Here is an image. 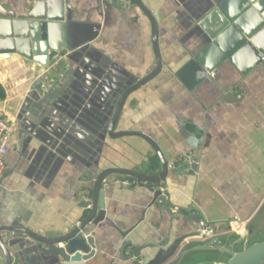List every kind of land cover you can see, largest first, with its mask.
Segmentation results:
<instances>
[{
    "label": "crops",
    "instance_id": "0c3cea01",
    "mask_svg": "<svg viewBox=\"0 0 264 264\" xmlns=\"http://www.w3.org/2000/svg\"><path fill=\"white\" fill-rule=\"evenodd\" d=\"M64 1L69 11L64 3L63 24L69 15L72 47L89 38L90 49L136 80L154 69L150 23L128 0H119V9L104 5L100 13L96 0ZM140 1L157 23L162 69L127 98L116 131L143 133L171 168L193 163L195 169L168 175L164 203L153 202L140 183L122 184L108 177L102 198L111 224L93 228L95 255L85 264H146L159 249L177 242V253H186L181 264H226V254L200 251L198 246L218 238L223 247L240 251L264 239L259 238L264 231L258 230L262 223L264 229V67L242 77L225 61L188 88L195 75L186 71L187 65L198 53L189 10L196 12L189 0ZM37 2L45 0H0V7L20 16ZM63 36L66 42L65 31ZM75 63L54 62L42 70L17 54H0V84L6 93L0 116L16 123L0 175V226L25 227L48 239L59 237L84 217L81 202L90 200L102 171L155 174L161 169L158 157L141 138L106 137L80 157L48 133H57L52 128L55 122L43 130L27 117L22 105L25 97H31L33 85L47 75L42 84L57 88L67 68L77 67ZM235 220L251 231L241 244L236 243L239 233L229 227ZM203 230L212 236L203 239L199 234ZM118 231L127 235L123 238ZM1 237L12 252L10 247L24 240L7 232ZM125 242L132 246L124 247ZM0 264H4L1 251Z\"/></svg>",
    "mask_w": 264,
    "mask_h": 264
},
{
    "label": "water",
    "instance_id": "95a60500",
    "mask_svg": "<svg viewBox=\"0 0 264 264\" xmlns=\"http://www.w3.org/2000/svg\"><path fill=\"white\" fill-rule=\"evenodd\" d=\"M128 2L143 13L151 27L155 67L139 80L133 79L134 77L90 49L89 38L76 47L69 44V33L73 24L69 15L63 24L64 3L69 11L66 1L37 2L28 13L20 16L6 13L0 7V54H17L26 63L32 62L42 70L48 69L54 62L59 66L76 62L77 67L74 70L73 67L67 68L57 88L42 84L47 75H43L33 85L31 97H25L22 105L28 110L27 117L31 121L43 130L50 127V121L55 122L56 126L52 125V128L57 133H48L80 157H86V153L89 154L91 148L101 145L106 137L141 138L151 147L161 166L160 171L155 174H150L147 170L102 171L95 179L90 200L81 202L80 207L86 211L84 217L59 237L48 239L25 227L0 226V251L4 264H38L39 260L45 262L48 259H52L53 264H85L95 255L94 239L90 234L93 228L103 222L111 224L105 217L102 198L103 183L108 177L114 176L122 184L140 183L152 194L153 202L164 203V184L168 175H178L181 171L195 169L193 163L171 168L159 147L143 133L116 131L127 98L155 79L162 69L155 19L140 0ZM188 4L196 12L189 10L190 24L193 25L195 34L192 33L197 41L195 49L198 50L187 65L186 71L195 75L188 88L200 83L206 78L205 73L212 72L225 61L234 66L242 77H247L258 67H264V62L259 58V55L264 56V0H189ZM104 5L113 9L120 7L119 0H96L99 13ZM58 23L62 24L57 25ZM58 30L62 31V35ZM63 31L66 42L63 41ZM201 50L206 52L208 59L201 55ZM183 136L187 141L188 135ZM68 153L73 154L71 151ZM2 232L20 235L24 240L14 243L10 247L14 249L12 252L2 240ZM118 232L123 238L127 235ZM199 234L202 235L201 232ZM250 234L251 231L245 227L238 234L236 243L245 242ZM177 243L166 249H159L146 264H181L186 253H177ZM221 244L220 239L213 238L198 246L197 250L222 252L228 256L226 264H264V239L240 251ZM123 246L132 245L125 242Z\"/></svg>",
    "mask_w": 264,
    "mask_h": 264
},
{
    "label": "built area",
    "instance_id": "2783aa9c",
    "mask_svg": "<svg viewBox=\"0 0 264 264\" xmlns=\"http://www.w3.org/2000/svg\"><path fill=\"white\" fill-rule=\"evenodd\" d=\"M259 58L264 62V56L259 55ZM15 130L16 123L8 122L0 116V175L4 171L5 156L8 153L11 137ZM229 227L230 230L240 233L244 230L245 225L244 223L235 220L231 224H229ZM201 236L203 237V239H207L212 236V233L210 230H203Z\"/></svg>",
    "mask_w": 264,
    "mask_h": 264
},
{
    "label": "trees",
    "instance_id": "16d2710c",
    "mask_svg": "<svg viewBox=\"0 0 264 264\" xmlns=\"http://www.w3.org/2000/svg\"><path fill=\"white\" fill-rule=\"evenodd\" d=\"M6 98V93L3 86L0 84V102L4 101Z\"/></svg>",
    "mask_w": 264,
    "mask_h": 264
},
{
    "label": "rangeland",
    "instance_id": "374dc122",
    "mask_svg": "<svg viewBox=\"0 0 264 264\" xmlns=\"http://www.w3.org/2000/svg\"><path fill=\"white\" fill-rule=\"evenodd\" d=\"M262 225H263V223L260 225V227L258 228V230H260V232H263L264 231V229H262L263 227H262ZM262 237H264V232L261 234V235H259V238L260 239H262ZM253 243V242H252Z\"/></svg>",
    "mask_w": 264,
    "mask_h": 264
}]
</instances>
